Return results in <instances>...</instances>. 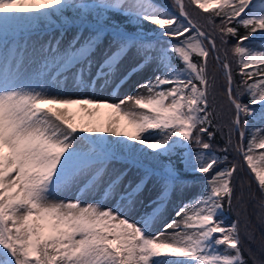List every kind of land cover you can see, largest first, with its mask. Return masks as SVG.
<instances>
[{"label": "snow or ice", "instance_id": "6c2138e0", "mask_svg": "<svg viewBox=\"0 0 264 264\" xmlns=\"http://www.w3.org/2000/svg\"><path fill=\"white\" fill-rule=\"evenodd\" d=\"M173 4L178 14L155 0H0V264H248L240 216L223 219L238 168L208 142L215 135L208 62L212 57L226 77L228 144L238 134L236 150L264 210V0ZM191 6L211 13L209 24L220 18L222 45L235 38L240 81L227 47L222 59ZM37 29L51 31L33 46L32 67L24 37ZM131 84L136 96L96 97ZM245 94L250 103L241 102ZM129 101L141 111L122 107ZM73 106L83 113L79 124ZM103 108L134 131H121L118 119L94 123ZM187 172L207 176L203 190L185 198L179 221L152 235ZM73 191L74 199H56ZM95 193L99 200L81 203ZM236 199L244 205L242 194ZM138 204L149 210L130 220Z\"/></svg>", "mask_w": 264, "mask_h": 264}, {"label": "trees", "instance_id": "16d2710c", "mask_svg": "<svg viewBox=\"0 0 264 264\" xmlns=\"http://www.w3.org/2000/svg\"><path fill=\"white\" fill-rule=\"evenodd\" d=\"M160 5L168 7L173 12L178 10L173 4V0H156ZM187 5V0H185ZM191 14L192 19L202 26V30L213 33L218 49H220V55L223 59L225 47L228 50V59L231 63L233 70V79L234 82L240 81L242 79L238 73V62L237 58L231 54V47L235 43V38H228L229 44L224 46L221 44L219 39V33L215 30V26L220 24V18L215 17V25L208 23V17L211 13H204L199 9H196L194 6L188 7L187 9ZM182 19V18H181ZM127 23V21H125ZM145 28H156L155 25H145ZM129 30H134L131 25H129ZM240 34H245V29L241 26ZM257 35V34H254ZM215 54H213L214 56ZM194 62L198 61V57H193ZM177 66H181L179 61H176ZM208 71L210 77H214V86L209 89V105L210 109L213 111V123L214 127L210 128V131L215 133L212 140L208 141L207 136H204V139L212 144V152H215L218 156H228L227 164H236L238 171L234 174L233 184L235 186V195L233 198V207L229 210L225 208V214L231 218V220L240 216L241 220V236L243 241L244 256L247 259L248 264H253V261H256L257 264H260L261 261H264V210L259 207V201L261 194L258 190L257 183L254 179V174L250 173V170L247 168L246 163L242 160L240 153L236 150V145L239 141L238 134L231 133V144H228L230 128L232 125L233 119V109L230 106L227 97L225 95L226 91V77L222 68L215 63L212 57L209 58L208 62ZM242 103H250V98L245 94L241 96ZM251 120V119H250ZM247 138L244 143H247ZM225 147L228 148V151L225 153L222 151ZM193 152L199 151V148L193 144L191 146ZM225 163H221L219 168H223ZM187 179L190 181H199L205 185V180L207 176L204 174H196L187 172L185 174ZM243 195L244 205L242 206L239 201L236 199L237 196ZM180 203H177L175 206L177 211L180 208ZM239 209V211H238ZM246 209V211H245ZM243 213V214H242ZM250 220L249 229H245L243 226L244 223ZM254 237V238H253Z\"/></svg>", "mask_w": 264, "mask_h": 264}, {"label": "rangeland", "instance_id": "374dc122", "mask_svg": "<svg viewBox=\"0 0 264 264\" xmlns=\"http://www.w3.org/2000/svg\"><path fill=\"white\" fill-rule=\"evenodd\" d=\"M157 3V2H156ZM158 4V3H157ZM40 29H37V31H39ZM246 44L248 42H245ZM254 43L258 44L259 41H255ZM38 59V56H36V58L34 60ZM28 65V64H27ZM32 67H35L36 65L34 63L31 64ZM148 71H151V69H148ZM71 91V89L69 90ZM143 94L145 93V90L142 89ZM119 99L123 98V96L125 94L129 95V91L126 89L124 92L119 93ZM117 99H115L116 101ZM122 107H124L126 109V107L123 105ZM258 110V109H257ZM139 111H141L139 109ZM73 113H77V117H76V123L77 121H80V116L83 115V113L80 112V109L77 108L76 110L73 111ZM106 114V115H105ZM105 116V117H104ZM79 118V119H77ZM88 117L85 116V121H87ZM110 119H124L123 117L119 116L118 114H116L114 112V110L112 109H108V108H103L100 110V114L97 117H93L92 120L94 123L101 125V126H106L107 123L109 122ZM249 123H253L252 120H249ZM79 124V123H77ZM257 126H260L259 123L257 122ZM120 130L121 131H128V132H132L134 131V129L132 128L131 125H129L126 121V123H124L123 125L120 126ZM107 135V134H106ZM114 139V137H112ZM157 138H159L157 136ZM186 151V150H185ZM260 151H264V150H260ZM193 152V151H192ZM195 153V152H193ZM205 185H203L201 182L199 181H190L187 178H185L184 181V186L177 191V193L175 195H173L170 199V202L167 205V208L164 210L163 216L161 217V219H159L152 227V231L151 234L155 235L157 232L159 231H163V225L165 222H169L173 219L179 221L180 217H177L175 215V213L177 212V208L175 207L177 205V203H180V205H182V203L185 201V198L191 199L194 196H197L201 193V191L203 190ZM152 185H149V188H151ZM76 196V193L73 192H68V193H62L60 195H58L56 197V199H74ZM100 199V194L99 193H95L92 196H84L81 200L82 204H87V203H94L95 201ZM106 206H111L106 205ZM149 209H146L144 207H142L141 205H137L136 209L134 211H130L127 214V218H129L130 220H137L139 219V214L138 213H142L143 211H147ZM223 219L225 220V222H230L231 218H229L225 213H224V217ZM173 231V229H168V232L171 233Z\"/></svg>", "mask_w": 264, "mask_h": 264}, {"label": "bare ground", "instance_id": "6f19581e", "mask_svg": "<svg viewBox=\"0 0 264 264\" xmlns=\"http://www.w3.org/2000/svg\"><path fill=\"white\" fill-rule=\"evenodd\" d=\"M49 31H51V30L50 29H46V30H42L41 29L39 31H36V32L31 33V37L30 38L27 35H25L24 40L27 41V48H28L27 55H28V57H30V59L27 60V64L28 65H31L33 63L34 59L36 58V56L33 55V53H32L33 46L35 45L37 48L39 47V44L37 43V40H45L46 41V39H47V33ZM21 42L23 43L24 41H21ZM126 89L129 91V95H132V96H136L137 95V90H136L134 84H131L128 87H123L119 93L124 92ZM119 93L113 94V93H110V92L109 93H99L98 92V93H96V97L97 98H102V99H111V100L115 101V99H117V100L119 99V95H120ZM140 93L143 94L142 89L140 90ZM124 106L128 110H131V111H139V109L131 101L127 102ZM77 108H79V107L78 106H73L71 108V111L73 112ZM77 119H79V118H77ZM119 121H120V126L123 125L124 123H126V120L125 119H120ZM77 123H80V122L77 121ZM137 214L140 215V213H138V212H137Z\"/></svg>", "mask_w": 264, "mask_h": 264}]
</instances>
